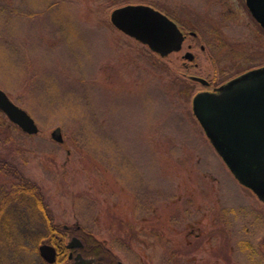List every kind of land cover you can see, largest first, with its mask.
Returning a JSON list of instances; mask_svg holds the SVG:
<instances>
[{"label": "rangeland", "instance_id": "1", "mask_svg": "<svg viewBox=\"0 0 264 264\" xmlns=\"http://www.w3.org/2000/svg\"><path fill=\"white\" fill-rule=\"evenodd\" d=\"M132 3L191 31L181 49L160 56L116 29L110 13ZM252 66L264 28L244 0H0V89L38 126L27 134L0 110V159L40 187L57 231L78 226L123 264H264V202L191 104Z\"/></svg>", "mask_w": 264, "mask_h": 264}, {"label": "water", "instance_id": "2", "mask_svg": "<svg viewBox=\"0 0 264 264\" xmlns=\"http://www.w3.org/2000/svg\"><path fill=\"white\" fill-rule=\"evenodd\" d=\"M253 17L264 27V0H246ZM115 28L166 56L182 47L184 34L167 15L146 4H126L110 13ZM191 59V53L183 55ZM202 85L208 81L191 76ZM192 111L205 135L232 175L264 202V66L249 69L219 85L202 90L192 97ZM0 110L27 134H36L38 126L23 108L0 89ZM52 138L62 141L56 127ZM39 255L49 263L55 261V249L42 243Z\"/></svg>", "mask_w": 264, "mask_h": 264}, {"label": "trees", "instance_id": "3", "mask_svg": "<svg viewBox=\"0 0 264 264\" xmlns=\"http://www.w3.org/2000/svg\"><path fill=\"white\" fill-rule=\"evenodd\" d=\"M13 172L18 179L7 189L0 185V264H48L34 255L46 237L57 232L50 211L35 182L0 159V173ZM43 220L46 233L35 231L33 220ZM88 243H96L83 232ZM51 242V241H48Z\"/></svg>", "mask_w": 264, "mask_h": 264}, {"label": "flooded vegetation", "instance_id": "4", "mask_svg": "<svg viewBox=\"0 0 264 264\" xmlns=\"http://www.w3.org/2000/svg\"><path fill=\"white\" fill-rule=\"evenodd\" d=\"M244 2L246 5V0H244ZM246 8H248L247 5ZM158 10L164 13L165 15H167L173 21H175V18H173L171 14L164 11L166 9L159 8ZM175 23L178 25L179 29L183 32L185 38L188 34L189 35L191 34V31L187 33L176 21ZM260 27L262 26L260 25ZM190 46L191 45H189V47ZM255 67L258 66H254V67L252 66L251 68L244 69V71L240 72L234 77L244 73L249 69L251 70L252 68ZM209 84L210 82L206 86H208ZM214 88L216 87L214 86L211 90H213ZM63 229L64 232L57 231L58 233L57 232L53 233V235L51 236L52 241L50 244L53 245L55 249V261L53 264H123L121 260L115 259L114 256L113 257L110 256L106 251H102L101 248L97 246V244L88 243L86 241V237H84L83 233H81L78 226L74 227V229L68 226H64ZM63 233L65 235H63Z\"/></svg>", "mask_w": 264, "mask_h": 264}]
</instances>
